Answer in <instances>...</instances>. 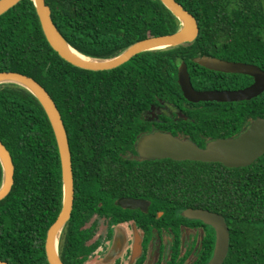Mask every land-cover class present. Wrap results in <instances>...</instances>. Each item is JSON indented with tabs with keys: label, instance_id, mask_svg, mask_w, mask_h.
Instances as JSON below:
<instances>
[{
	"label": "trees",
	"instance_id": "trees-1",
	"mask_svg": "<svg viewBox=\"0 0 264 264\" xmlns=\"http://www.w3.org/2000/svg\"><path fill=\"white\" fill-rule=\"evenodd\" d=\"M178 1L200 24L192 45L142 52L117 68L93 71L62 58L44 34L34 1L22 0L0 16V71H19L38 80L58 104L69 135L77 133L83 140L91 132L102 134L91 128L92 117H109L100 119L104 124L121 119L127 136L139 114L128 112L138 106L132 103L150 98L184 109L195 120L189 124L210 129L217 114L185 107L178 67L185 60L196 83L208 81L212 71L192 58L221 49L234 61L264 69V0ZM46 3L68 42L94 57L116 56L138 40L174 33L180 27L161 0ZM106 101L111 103L106 106ZM251 108L253 119L264 117V93L253 99ZM100 121L96 122L101 125ZM0 139L16 166L13 189L0 201V259L15 264L43 261L48 230L62 206V164L44 107L22 86L0 85ZM2 179L0 162V186ZM157 181L158 197L172 200L178 210L205 208L225 217L231 241L224 264H264V155L247 167L161 159Z\"/></svg>",
	"mask_w": 264,
	"mask_h": 264
},
{
	"label": "flooded vegetation",
	"instance_id": "flooded-vegetation-1",
	"mask_svg": "<svg viewBox=\"0 0 264 264\" xmlns=\"http://www.w3.org/2000/svg\"><path fill=\"white\" fill-rule=\"evenodd\" d=\"M204 55L234 61L221 49L201 56ZM209 70L213 78L208 81L196 78L199 81L196 83L192 78L196 89L236 90L254 82L250 75L244 79L238 76L240 73ZM253 99L200 102L186 99V108L207 106L206 111L217 114L210 129L189 124V120H195L184 109L164 101L158 104L150 98L132 103L138 106L128 112L139 114L129 126L132 131L127 136L121 119L117 124L100 121L109 117L91 118L94 122L91 128L102 134L91 132L85 140L77 133L69 135L74 205L57 243V258L62 264H207L216 245L215 228L188 217L184 213L186 208L178 210L172 200L158 197L157 162L161 159L143 157L138 143L142 136L157 131L191 138L201 147L214 139L236 137L254 120ZM104 103L108 106L111 102ZM237 107L240 112L236 111ZM45 254L47 259L28 264H51L46 247Z\"/></svg>",
	"mask_w": 264,
	"mask_h": 264
},
{
	"label": "water",
	"instance_id": "water-1",
	"mask_svg": "<svg viewBox=\"0 0 264 264\" xmlns=\"http://www.w3.org/2000/svg\"><path fill=\"white\" fill-rule=\"evenodd\" d=\"M20 1L22 0H0V16ZM33 1L44 34L55 51L73 65L93 71L117 68L142 52L180 45L189 46L197 40L201 32L198 19L182 3L178 0H161L180 21V27L176 32L138 40L113 57H94L81 52L68 42L53 20L52 9L46 0ZM71 48L91 59L79 57L71 51ZM194 61L209 69L250 75L254 78V82L250 86L236 90H198L192 82L188 63L182 61L178 67V81L184 96L191 102L249 100L264 93V69L255 63L230 61L207 55L196 57ZM7 83L26 88L40 101L56 136L62 164L63 205L58 218L48 230L46 250L51 264H62L57 258V243L71 218L74 205V170L69 133L58 104L38 80L19 71H0V85ZM138 148L145 158L221 162L227 167H247L264 155V117L255 118L250 127L240 135L214 139L205 147L199 146L191 138H182L172 132L157 131L142 136ZM0 162L3 167L0 186V201H2L13 189L16 166L11 151L1 139ZM184 213L190 218L203 220L215 228L216 245L207 264H224L229 253L231 238L225 217L205 208L189 207ZM0 264L13 263L0 259Z\"/></svg>",
	"mask_w": 264,
	"mask_h": 264
},
{
	"label": "bare ground",
	"instance_id": "bare-ground-1",
	"mask_svg": "<svg viewBox=\"0 0 264 264\" xmlns=\"http://www.w3.org/2000/svg\"><path fill=\"white\" fill-rule=\"evenodd\" d=\"M71 51H72L74 54L78 55L79 57H81V58H83V59H86V60H90V59H91L90 57H87V56H85V55L80 54L78 51H76V50L73 49V48H71Z\"/></svg>",
	"mask_w": 264,
	"mask_h": 264
},
{
	"label": "rangeland",
	"instance_id": "rangeland-1",
	"mask_svg": "<svg viewBox=\"0 0 264 264\" xmlns=\"http://www.w3.org/2000/svg\"><path fill=\"white\" fill-rule=\"evenodd\" d=\"M207 108H208L207 106H206V107L203 106V108H199V109H202V110H205V111H206ZM178 111H179V110H178Z\"/></svg>",
	"mask_w": 264,
	"mask_h": 264
}]
</instances>
